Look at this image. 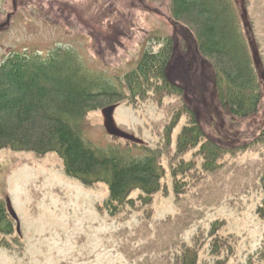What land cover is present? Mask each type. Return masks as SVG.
I'll return each instance as SVG.
<instances>
[{
    "label": "rangeland",
    "instance_id": "obj_1",
    "mask_svg": "<svg viewBox=\"0 0 264 264\" xmlns=\"http://www.w3.org/2000/svg\"><path fill=\"white\" fill-rule=\"evenodd\" d=\"M232 1L261 86L260 109L245 119L219 105L212 67L196 51L192 32L172 19L171 0H0V65L12 52L60 46L79 54L89 72L116 80L134 69L145 51L158 52L162 45L157 39L173 38L174 74L204 130L226 146L244 147L227 155L214 173H203L197 158L199 180L178 200L170 170L177 160L168 155L173 157L188 124L182 116L162 160V190L149 207L138 202L115 216L98 208L109 197L108 187H85L68 177L56 154L2 150L0 200L15 220L20 243L0 244V264H174L184 247L196 242L197 264H216L210 235L214 223L222 224L219 237L231 244L233 255L227 257L228 247L221 254L226 264H248L262 249L264 0ZM182 102L166 96L160 103L153 94L137 105L120 102L88 114L85 135L94 145L130 149L133 156H140L142 147L161 149ZM193 157L189 152L185 160Z\"/></svg>",
    "mask_w": 264,
    "mask_h": 264
},
{
    "label": "trees",
    "instance_id": "obj_2",
    "mask_svg": "<svg viewBox=\"0 0 264 264\" xmlns=\"http://www.w3.org/2000/svg\"><path fill=\"white\" fill-rule=\"evenodd\" d=\"M171 15L175 23L192 32L196 51L211 65L219 105L236 118L257 115L260 81L242 36L234 2L171 0ZM157 40L162 45L158 52L145 51L136 67L116 80L89 72L81 65L79 54L60 46L46 52L9 53L0 65V151L29 152L38 157L56 154L68 177L85 187H108L109 197L98 208L115 216L124 208H135L138 202L149 207L162 190L166 174L162 160L171 150L175 125L186 115L188 124L176 140L173 157L168 155L170 161L177 160L176 169L171 166L170 170L179 200L199 180L200 167L203 173H214L222 168L221 161L227 155L244 147L226 146L206 133L198 110L186 101L185 88L174 74V39ZM152 94L160 103L166 96L184 100L175 121L167 127V143L161 149L142 147L143 153L133 156L130 149L102 147L87 139L84 120L88 114L120 102H147ZM189 152L194 157L187 161L185 156ZM197 158L203 161L200 167ZM261 183L264 188V177ZM134 193L139 197L134 199ZM258 212L264 217V199ZM220 225L214 223L210 233L211 254L219 258L216 264H226L227 257L233 254L228 239L219 237ZM15 230V220L6 202L0 200V244L7 248L19 244ZM197 245H184L174 264H197ZM227 247L230 254L221 258ZM263 262L264 243L261 250L249 257L248 264Z\"/></svg>",
    "mask_w": 264,
    "mask_h": 264
}]
</instances>
